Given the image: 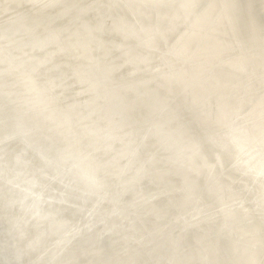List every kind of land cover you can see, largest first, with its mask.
<instances>
[{"label": "bare ground", "instance_id": "1", "mask_svg": "<svg viewBox=\"0 0 264 264\" xmlns=\"http://www.w3.org/2000/svg\"><path fill=\"white\" fill-rule=\"evenodd\" d=\"M0 264H264V0H0Z\"/></svg>", "mask_w": 264, "mask_h": 264}]
</instances>
